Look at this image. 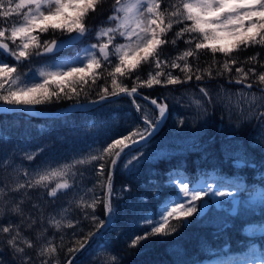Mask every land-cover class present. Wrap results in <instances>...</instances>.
Here are the masks:
<instances>
[{
    "label": "snow or ice",
    "instance_id": "obj_1",
    "mask_svg": "<svg viewBox=\"0 0 264 264\" xmlns=\"http://www.w3.org/2000/svg\"><path fill=\"white\" fill-rule=\"evenodd\" d=\"M103 3L104 0H0V50L17 62L10 65L7 61L0 60V105L26 107L59 102L62 98L68 100L76 98L77 106L82 107L78 99L81 91L89 87V82L95 85L97 80L102 78L105 83L100 87L96 99L87 100L86 103L96 104L123 94L131 98V103L142 121V126L137 124L126 135H120L119 138L107 142L106 147H103L98 155L73 160L72 163L59 168L38 171L34 178L17 184L10 190L17 193L21 189L44 188L47 197L55 198L61 190L73 187L70 178L76 175L72 171L76 165L100 161L97 175L100 177L107 175V191L102 201L97 198L91 205H84L93 208L90 215L95 230L86 234L79 247L69 249L67 264H76L77 255L84 252L93 241L103 239V233L114 224L118 209L114 207L112 200L122 197L113 195V182L115 168L121 157L125 155L131 157L124 162L123 170L132 174L142 163L150 162L154 157L169 159L170 154L160 155L166 151L179 154L189 150L204 152L206 146L199 143V136L205 130L204 124L186 136L185 142L171 149L162 143L159 152L148 151L153 137L168 120L169 96L150 98L144 95L141 98L147 104H141L136 99L141 95L140 89L157 85L167 87L184 84L193 77L196 81H203L205 75L209 79L224 76L231 78L233 69L238 77L234 81L236 84H243L250 76H254L255 82L248 83L246 87L252 89L256 85L264 86V72L257 75L255 66L257 57H249L242 61L237 55L249 47L264 48V0H114L112 15L108 16V22L114 26L101 28L96 33L104 42L84 45L81 49L83 55L77 52L65 63L51 62L47 70H39L41 78L39 82H30L29 74H25V78L22 79L18 69L22 61L32 56L54 57L60 51L73 47L77 42L82 43L90 32L88 17L97 12ZM175 28L178 30L169 41L168 34ZM45 33H51L50 40L41 39ZM118 40L122 42H117ZM180 41L185 45L183 49L178 48ZM168 45L176 49V54L171 58L163 55V50ZM208 54H211V60L207 61L206 68H202L200 58ZM218 55L223 57V61L217 59ZM193 61L196 62L195 66ZM145 66L149 70L147 78L142 79L139 73ZM260 67L264 68V63L260 64ZM175 69L183 73V79L173 74L172 70ZM104 73L107 75H103ZM127 80L132 81L130 87L125 83ZM232 82L229 79V83ZM259 90L264 93V87ZM90 91L91 89L84 92V95L87 97ZM199 92L207 98L209 104L213 102L206 87L201 86ZM176 103H180V98L176 99ZM192 104L198 112L207 111L200 99H192ZM147 105L154 106V115L150 114L152 109ZM260 109H264V103L258 106L256 116L258 121L264 124V110ZM6 110L0 107V112ZM174 119L179 135L183 132L186 117L174 114ZM225 139L233 140L234 137L228 135ZM254 139L264 143V134ZM212 142L214 138L209 141ZM233 147L236 150H230ZM43 150L41 148L37 152L26 154L25 158L34 161ZM222 151L226 159H232L235 169L257 167L255 161L238 145H223ZM204 155L206 157L207 153ZM261 167H264V164ZM183 168L184 162L181 161L178 167L165 173L166 182L178 189L177 196L165 200L158 214L148 213L142 218L141 227L146 230L135 235L129 247H139L142 242L151 238L173 236L182 228L190 226L193 220L201 223V226L215 227L216 234H219L230 227V222L224 218L219 222L215 218H207L212 208L225 212L228 216H235L242 204L258 201L264 205V187L249 186L239 175L233 178L217 176L211 183L207 180L193 182L181 171ZM25 175L30 174L26 172ZM261 176L264 178V173H261ZM2 191L3 189H0V192ZM130 191V185L120 189L121 193ZM245 193L249 199L242 201L241 197ZM24 195L28 196L29 193L25 192ZM154 195H159L158 191ZM98 202L103 204V218H99L94 211ZM24 203V199H21L18 202L6 200L0 204V215L20 219L16 224L9 221L6 225H0V233L9 237L7 245L15 253L14 264H35L26 248L35 249L38 257H47L42 264H58L52 259L57 252L52 240H43L42 243L41 240L49 228L57 230L62 226L74 228L79 222L69 220L67 225H63L62 220H57L51 214L45 220L46 209L41 204H33L29 214L25 216ZM227 204L231 207H225ZM88 216L89 213H85V219ZM153 216L157 218L154 219ZM34 229L37 230L35 240L24 234L31 233ZM257 230L264 235V222L249 224L244 228L245 233H254ZM225 248L228 252L232 251L226 242L213 253L220 258L210 261L209 264H264V252L256 255L254 243L250 245L251 254L237 255L235 258L229 257L227 253L221 257L220 253ZM0 264H3L2 260ZM176 264L189 262L177 260Z\"/></svg>",
    "mask_w": 264,
    "mask_h": 264
},
{
    "label": "trees",
    "instance_id": "obj_2",
    "mask_svg": "<svg viewBox=\"0 0 264 264\" xmlns=\"http://www.w3.org/2000/svg\"><path fill=\"white\" fill-rule=\"evenodd\" d=\"M113 4L114 0H104L100 9L88 17L87 23L90 32L84 38L82 43L77 42L73 47H68L60 51L54 57L32 56L30 59H26L19 63L18 69L21 77L29 71L28 69L35 62L40 60L43 62H50V59L52 58L59 59L57 61L63 59L64 62H67L70 57L76 55V53L82 49L84 42L89 40V37L94 30L110 24L108 22V16L112 14ZM176 30H178V28H175L168 34L167 38L169 41L173 39ZM41 39L50 40L51 33L43 34ZM184 47L185 45L183 41H180L178 48L183 49ZM175 54L176 49L171 45L166 46L163 50V55L169 58ZM237 55L242 61L247 60L249 57L256 56L257 62L255 66L257 67V75H259L260 72H264V68L260 67V64L264 63V48H261L260 46L249 47L240 51ZM217 59L223 61V57L220 55L217 56ZM0 60L7 61L10 65L17 63L13 57L8 54L4 56L1 52ZM210 60L211 54L201 56L199 62L200 66L206 68L208 66L207 61ZM195 63L196 62L193 61L194 66ZM146 69L147 66H145L139 73L142 79H146L144 76ZM172 71L174 75H179L183 79V73L179 69ZM103 75H107V73H104ZM213 75L215 76V72ZM134 78L135 77H133V79ZM237 78L235 70L233 69L231 78L224 76L209 79L207 75H205L203 81H196L193 77L191 81L184 84L168 85L167 87L171 89L177 87L174 89L177 91L185 86L196 87L199 83L208 85L229 83V79L233 81L230 83L231 85L243 87L248 83H254L256 80V77L250 76L243 84H236L234 81ZM131 82V80L125 81L129 87L131 86ZM104 83L105 81L102 78L97 80L95 85H92L91 82H89V87L84 88L81 91L80 96L78 97L79 102L96 99L97 93L100 91V87L104 85ZM108 86L110 90V80L108 81ZM261 87L264 86L256 85L253 88L260 89ZM89 89H91L90 95L86 97L84 92L89 91ZM161 91V86L159 85L152 88H142L140 89V96L147 95L150 98L163 97L164 95H162ZM140 96L136 98H139ZM74 102H77L76 98H73L72 100L62 98L59 102L53 101L52 103L35 105L32 107L38 110L54 111L60 110ZM167 103L169 104V101H167ZM211 105L212 104H209V109L211 110L212 115V110H214V108L213 105ZM130 107L132 119L137 123V118L134 116V110L132 106ZM77 113H80V111H71L66 115L58 117H40L32 116L21 111L0 112V189H3V191L0 192V204L6 200H14L18 202L21 199H24L25 216L29 214V209H31L33 204H41L44 205L46 209L45 220H47L48 215L51 214L57 220H62L63 225H67L69 220L74 223L77 221L79 222L74 228L62 226L59 230L49 228L45 232L41 243L43 240H52L53 245L57 248V252L52 259L57 261L58 264H63L69 258V249L79 247L80 241L85 238L86 234L95 230L90 215L93 212V208L84 207V205H91L93 200L97 198H100L102 201L107 175L105 174L103 177L97 175V166L100 161L76 165L75 168H73L76 170L74 171L76 175L70 178V183H73V187L68 190H61L55 198L47 197L46 189L44 188H37L35 190L21 189L17 193L11 192L10 190L15 188L17 184H23L28 179L34 178L38 171H47L53 168H59L64 164H70L66 162L72 160L65 161L62 157V153L58 154L59 151L57 149H59L58 143L60 141L63 142L61 145L62 147H64L66 141H68L66 124L63 123L68 122L70 118H74ZM133 116L135 118H133ZM212 116H214V114ZM212 116H210L209 125L212 124ZM256 116L257 112L253 122L257 120ZM209 125L207 127H209ZM252 126L245 125L242 128L249 129L250 132L253 128ZM241 133L242 131L239 129L234 135L238 134V138L245 139V135ZM31 135H38V142L30 145L32 147L30 150L31 152L27 154L37 152L41 148L44 149L34 161H28L26 158H22L26 157V154H18L17 159L20 160L19 162L12 163L10 160L7 162L2 161L4 155L9 158L10 147L12 146L13 141L18 142L19 144L24 142V140ZM213 138V149L211 151H208V149L205 148L204 152L189 151L185 153V156L182 158L171 157L168 160L158 159L152 163H142L138 170L132 174L118 173L115 168L113 193L115 192L114 196L122 197L120 199L112 200L114 207L118 209L115 222L109 230H106L103 233V239L97 240L100 242V245L97 248H91L92 244L95 242L93 241L88 245V248L85 249L84 252L78 254V256L86 258L87 255L94 254L95 257L91 260V263L90 261L88 262L90 264H176L177 260L188 261L189 264H196L201 262V259L213 256V253L219 248H222L226 242L231 246L232 252L241 253L248 244L253 243L258 249H263L264 235H249L244 232L243 228V224L245 223L264 222V205H261L259 202H257L254 207L246 210L241 209L235 216H228L225 212H221V218L229 221L230 227L219 232V234H216L217 229L215 227L211 225L201 226V223H197L193 220L190 226L182 228L173 236L166 238L155 237L142 242L139 247H129L131 239H133L135 235L142 234L146 230L144 227H141L143 224L142 218L144 217L142 215L145 212L144 208L147 207L148 210H154L155 207L165 198H172L177 194L176 187L168 184L166 182L167 177L161 175L163 172H169L170 169L178 167L182 161L184 162V168L181 171H183V173L193 182L200 177L204 180V176L207 177L209 172L208 169L213 172L216 171L214 180L217 179V176H227L231 178L236 176L237 173L234 172L236 169L233 167L232 159H226L221 150L217 148V144L220 139H223V137H218L215 131ZM107 142H111V139L103 142L97 141L96 144L93 143L92 146L98 148L95 149L97 153H93L92 155H98L102 152V148L106 147ZM249 149L254 151V155L262 156L256 148L249 147ZM15 152L17 154L16 150ZM205 152L207 153L206 157L204 155ZM56 153L57 156H55ZM81 154H83V152ZM51 155H53V159H51ZM48 159L51 160L48 161ZM208 160L212 161V163H209ZM258 162L259 161L255 162L256 165ZM108 163H110V160ZM23 165H25V167ZM203 166H206V169H201ZM242 169H246L242 172L243 176L241 177L244 178L247 185L264 187V178L254 176L253 172L255 170L253 168L244 167ZM26 172L30 175H25ZM150 173L154 174L152 175L154 177L148 176ZM125 185H130L131 191L121 193L120 189ZM52 186L54 187V183ZM88 186H91L92 188L91 194L81 193L82 190H87ZM157 191L159 195H154ZM25 192H28L29 195L25 196ZM142 197H146L147 199L142 200ZM136 201L138 204L134 203ZM133 204H135V208L134 214L131 216L130 211L133 210ZM94 211L99 218L104 217L102 202L97 203ZM85 213H89L87 219H85ZM131 218H135L132 220V227L129 226L130 224L128 222ZM9 221L16 224L20 222V219L18 217H9L8 215H0V225H6ZM133 223L135 226H133ZM36 231L37 230L34 229L31 233L24 234L30 235L33 240H35ZM8 238L9 237L0 233V252H2L0 260L3 261V264H14L13 257L15 253L7 245ZM38 247L39 244L37 245V248ZM225 250L228 251L226 248ZM26 252L33 257L35 264H42V261L48 259L47 257H38L35 249L26 248ZM107 254H110L108 258L106 257Z\"/></svg>",
    "mask_w": 264,
    "mask_h": 264
},
{
    "label": "rangeland",
    "instance_id": "obj_3",
    "mask_svg": "<svg viewBox=\"0 0 264 264\" xmlns=\"http://www.w3.org/2000/svg\"><path fill=\"white\" fill-rule=\"evenodd\" d=\"M113 26L114 24L110 23L108 26L97 28L91 33L89 40L85 41L83 46L104 42V40H101L97 37L96 35L97 31L100 30L101 28H109ZM104 39L106 40V38ZM117 42H122V41L118 40ZM79 53L80 55H83V52L81 50L79 51ZM50 60H51L50 62L45 60H44L45 62H43L42 60H40L38 62L33 63L30 66V68L28 69L29 71L25 73V74H29L30 82H39V80L41 79L39 77V70L41 69L47 70L51 62L55 61L56 63H65L63 59L57 61L59 59L52 58ZM148 70L149 69L147 67L144 75L145 78H147ZM25 74L22 76V79L25 78ZM201 86L206 87L210 95L212 96L213 102L211 104L213 105L214 108V110H212L213 111L212 115L214 114V116L211 115V110L209 109V103L207 102V98L203 97V95L199 92V88ZM176 88L177 87H173L172 89L168 87H161L162 95L169 96L168 120L163 125L159 133L155 137H153L152 143L149 145L148 151L159 152V146L162 143L167 144L169 146V149H171L175 145L185 142L184 138L186 136L196 131L201 126V124H204L205 130L199 136V143L201 145H205L206 146L205 148H207L208 151H211L213 149V144L209 143V141L211 140V138H213V134L216 131L218 137H223V139H220L219 143L217 144V148L221 150L223 156H225L224 151H222L223 145H238L239 147H242L245 150L246 154L250 157V159L254 160L255 162L259 161L257 167L254 169L255 171L253 172V175L262 177L261 173H264V167H261V165L264 164V143H260L256 141L254 138L256 136H260L264 134V124H261V122L258 121V119L255 120V122L253 121L258 106L261 103H264V93H262L259 89H255V88L248 89L246 86L237 87V85L236 86L231 85L228 82L218 83L213 85L199 83L198 85H196V87L185 86L182 87V89L175 91L174 89ZM253 95H255V99H253ZM141 97L142 96L136 98L137 101L141 104H147V102L143 101ZM177 98H180V103H176ZM192 99H200L207 111L198 112L195 105L192 104ZM184 105H187V107H185ZM130 106H131L130 99L125 95H120L119 97H113L111 99H108L107 101H101L100 103L94 105L85 112L77 113L74 118H70L68 122L63 123L66 124V132H67L66 134L68 136V141H66V145L64 147L61 146L63 144L62 141L58 143L59 146V149H57L59 151L58 154L62 153V157L65 161L72 160L66 163H72L73 160L84 159L87 158L89 155H92L93 153H97L95 149H97L98 147L92 146L93 143L96 144L97 141L103 142L105 141V137H107V140H110L112 138H119L120 135H124L128 131H131L139 123L142 126L140 114H138L137 117L134 115L137 118V123L133 121ZM147 106L150 109H152L150 114L154 115L155 114L154 106L151 105H147ZM174 114L176 116L186 117V122L183 127V132H181L179 135H177L176 132L177 126L174 119ZM134 116L133 118H135ZM210 116H212L211 125H209ZM208 125L209 127H207ZM237 125L239 127H237ZM245 125L246 126L253 125L252 126L253 128L250 130V132L249 129L242 128ZM239 129L242 131L241 134L245 135V139L238 138L239 137L238 134L234 135V133H236V131H238ZM228 135H232L234 139L233 140L225 139V137H227ZM37 136L38 135L28 136L26 140H24V142L19 144L18 142L13 141L12 146L10 147L9 158L8 156L6 157L4 155L2 161L7 162L8 160H10L12 163L19 162L20 160L17 159L18 154H27L31 152L30 150L32 147L30 145L36 144L38 142ZM249 147L256 148L260 152V155L262 156L254 155V151H251ZM14 149L17 151V154ZM230 150L234 151L236 150V148L233 147ZM81 151L83 152V154H81L82 153ZM189 151H186L183 154L174 153V152L169 153L166 151L165 153H160V155L170 154V158L171 157L182 158L185 156V153ZM132 154L134 155L135 152H133ZM55 156H57V153ZM130 158H131L130 156L125 155L120 159L119 163L116 166V170L118 173L127 174V172L123 170V164L126 160ZM51 159H53V155H51ZM51 159H48V161ZM158 159H160L159 156L154 157L152 161L147 163L155 162ZM208 162L212 163V161L209 160ZM23 166L25 167V165ZM201 169H206V166H203ZM244 170L246 169L241 168V169H236L234 172L237 173L236 176L237 175L243 176L242 172ZM72 171L74 172L76 170L73 169ZM208 171L209 172L207 174V177L204 176V180H207V182L211 183L214 181V177L216 176V171L213 172L212 170L210 171L209 169ZM165 173H169V172H163L161 175L167 177ZM152 175L154 174H149L148 176L154 177ZM173 178H175V176H173ZM199 180H203V178L200 177L199 179L194 180V182ZM91 189H92L91 186H88V189L82 190L81 193L91 194ZM177 193H178V189H177ZM113 195H115V192L113 193ZM176 196L172 198H175ZM167 199H171V197H167L163 201H161V203H159L154 210L153 209L148 210V208L145 207L144 208L145 212L142 216L145 217L148 215V213L158 214L160 206ZM248 199L249 198L246 193L241 197L242 201H246ZM257 202L258 201H253L248 204H242L238 212L241 209L246 210L248 208L255 206ZM134 203L138 204L137 201ZM135 204L132 205L133 210L130 211L131 216L134 214ZM225 207L230 208L231 205L227 204L225 205ZM153 218L155 219L157 218V216H153ZM207 218L209 219L215 218L217 222H219L221 219V212H219L215 208H212L208 212ZM134 219L131 218L130 220H128L130 224L129 226L132 225V220ZM250 224L253 223L250 222ZM133 226H135L134 223ZM255 232L260 233L258 230ZM258 233H252V234H258ZM99 245L100 242L95 241L92 244L91 248L95 249ZM250 245H247L245 251L242 254L238 252H228L227 250H224L222 254L220 253V256L223 257L225 253H227L229 257L235 258L237 255L243 256V255L251 254ZM261 252H264V250H262ZM261 252H258L256 248L255 250L256 255H259ZM109 255L110 254H107L106 257L108 258ZM94 257H95L94 254H89L87 255L86 258L82 256H78V259L76 260V264H90L91 260H93ZM219 258L220 257L213 255L211 258L203 259L201 263H197V264H209L210 261H215ZM89 261L90 263H88Z\"/></svg>",
    "mask_w": 264,
    "mask_h": 264
},
{
    "label": "water",
    "instance_id": "obj_4",
    "mask_svg": "<svg viewBox=\"0 0 264 264\" xmlns=\"http://www.w3.org/2000/svg\"><path fill=\"white\" fill-rule=\"evenodd\" d=\"M0 52L4 56L7 55L2 50H0ZM121 95H123V94H121ZM111 98H113V97H111ZM111 98H109V99H111ZM129 99H130V102H131V98H129ZM93 100H95V99H93ZM79 103H80V105H83V106L82 107L77 106V102H74V103L68 104L67 106L63 107L60 110H54V111L38 110V109L33 108L32 106H26V107H9V106H5V105H0V107H3L5 109H7L6 111H21V112H24V113L29 114V115H32V116L58 117V116L66 115V114L70 113L71 111H86V110H89L94 105L98 104V103H96V104H89V103H86V101L79 102ZM131 105H132V103H131ZM132 107H133V110L135 112V116H137L138 113L136 112V110H135V108H134L133 105H132ZM106 191H107V178H106V182H105V185H104L103 195H104V193ZM102 198H103V196H102ZM103 212H104V210H103ZM68 259L63 264H67Z\"/></svg>",
    "mask_w": 264,
    "mask_h": 264
},
{
    "label": "bare ground",
    "instance_id": "obj_5",
    "mask_svg": "<svg viewBox=\"0 0 264 264\" xmlns=\"http://www.w3.org/2000/svg\"><path fill=\"white\" fill-rule=\"evenodd\" d=\"M117 99V98H116ZM99 106V105H98ZM85 112V111H84ZM119 166V165H118ZM78 256V255H77ZM202 262V261H201ZM201 262H199V263H201ZM197 264V263H196Z\"/></svg>",
    "mask_w": 264,
    "mask_h": 264
}]
</instances>
